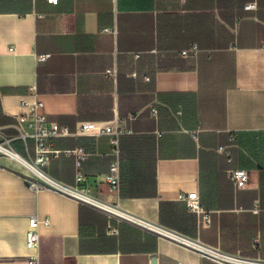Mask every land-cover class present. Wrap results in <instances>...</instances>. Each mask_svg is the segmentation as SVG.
<instances>
[{"label":"crops","instance_id":"0c3cea01","mask_svg":"<svg viewBox=\"0 0 264 264\" xmlns=\"http://www.w3.org/2000/svg\"><path fill=\"white\" fill-rule=\"evenodd\" d=\"M36 107L47 126L123 133L117 147L49 144L61 154L44 171L73 195L31 189L0 154V264H226L200 246L264 262V0H0V145L30 162L35 141L16 125L28 116L34 132ZM80 148L78 169L64 152ZM116 160L119 191L105 182ZM237 170L249 173L241 189ZM34 216L50 225L29 249Z\"/></svg>","mask_w":264,"mask_h":264},{"label":"built area","instance_id":"2783aa9c","mask_svg":"<svg viewBox=\"0 0 264 264\" xmlns=\"http://www.w3.org/2000/svg\"><path fill=\"white\" fill-rule=\"evenodd\" d=\"M59 0H48V2L52 4H58ZM185 1V0H182ZM257 8V5L255 3L248 4L245 9L246 10H255ZM196 48L183 52V56H188L192 52H195ZM108 74H114V70H109L107 72ZM41 106V105H40ZM36 107L33 119L37 123V128L34 132L28 133L24 129V124L29 121L28 116H20L18 118V123L16 125L17 130L19 131L20 138L26 142L29 139H32L35 141V158L33 162H30L31 164L35 165L37 168H39L42 172L40 177H36L32 180L27 179V183L29 187L35 191H39L43 188H48L50 190H53L55 192H58L60 194L64 195H73L74 192L71 188L65 186L64 184L56 181L55 179L51 178L49 175H47L44 171L45 167L48 165L50 161V156L59 157L61 152L52 150L50 148V143L60 137H68V136H109L112 138V143L116 147L119 143V137L123 133V130L119 127H114L108 123H96V122H85L81 123L78 126V129L75 133L70 132V130L66 127H61L57 123H52L50 126H47L44 124V117L41 114L37 113ZM0 147H4L6 149H9L13 152H15L12 148L0 145ZM118 152V150H117ZM17 153V152H15ZM67 155H74L76 156L77 162L76 166L78 169H81L83 163L89 156L88 153L83 149L80 148L75 151H66L64 152ZM0 154L6 156L9 158L7 154L0 151ZM18 154V153H17ZM26 160V159H25ZM120 162L119 160H116L109 172L105 176V182L109 184L111 190L119 191L121 188V175H120ZM231 180L235 184V186L238 189H241L245 187V185L248 183L249 180V173L246 170H237L231 173ZM185 201L187 204V207L190 211L198 214L203 215L202 221L204 225H209L210 223V217L208 214H206L199 202V196L197 193L188 194L185 197ZM49 226L50 220L48 218L44 220H40L38 217L34 216L30 218L29 221V230L27 232V239H26V245L29 249H38L40 246V234H39V227L40 225ZM161 232L159 231V234ZM178 239V238H177ZM198 245V244H196ZM200 246V245H198ZM201 251L204 255L212 258L213 260L221 263L226 264H264V262L259 261H253L248 260L244 258H235L228 255L221 254L217 251L210 250L209 248H206L204 246H200ZM26 264H40L39 261V255H35L30 257Z\"/></svg>","mask_w":264,"mask_h":264},{"label":"bare ground","instance_id":"6f19581e","mask_svg":"<svg viewBox=\"0 0 264 264\" xmlns=\"http://www.w3.org/2000/svg\"><path fill=\"white\" fill-rule=\"evenodd\" d=\"M0 151L4 152L5 154H7L9 156V159L13 162H16L18 164H20L23 168H25L26 170H28L30 173H32L34 176L36 177H40V175L42 174L41 170L39 168H37L35 165L31 164L30 162H28L27 160H25L22 156H20L19 154L6 149L4 147H0ZM76 193V192H75ZM82 196V198H86L89 201H93L95 202L93 199L87 197V196ZM117 211V210H116ZM167 232V231H166ZM173 237V236H172ZM175 239V238H174ZM179 239V238H178ZM176 240V239H175Z\"/></svg>","mask_w":264,"mask_h":264},{"label":"rangeland","instance_id":"374dc122","mask_svg":"<svg viewBox=\"0 0 264 264\" xmlns=\"http://www.w3.org/2000/svg\"><path fill=\"white\" fill-rule=\"evenodd\" d=\"M24 171H25V176L28 180H32L35 178V176L32 173H30L28 170H26L25 168H24Z\"/></svg>","mask_w":264,"mask_h":264}]
</instances>
